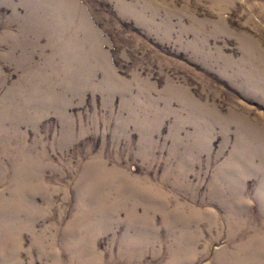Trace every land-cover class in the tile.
<instances>
[{"label":"rangeland","instance_id":"obj_1","mask_svg":"<svg viewBox=\"0 0 264 264\" xmlns=\"http://www.w3.org/2000/svg\"><path fill=\"white\" fill-rule=\"evenodd\" d=\"M0 264H264V0H0Z\"/></svg>","mask_w":264,"mask_h":264}]
</instances>
